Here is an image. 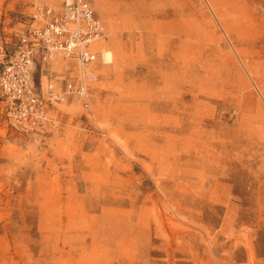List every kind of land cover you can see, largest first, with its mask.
Here are the masks:
<instances>
[{"label": "rangeland", "instance_id": "rangeland-1", "mask_svg": "<svg viewBox=\"0 0 264 264\" xmlns=\"http://www.w3.org/2000/svg\"><path fill=\"white\" fill-rule=\"evenodd\" d=\"M89 1L90 107L17 128L0 96V264H264V0ZM62 2L0 0V35ZM78 75L40 53L32 89Z\"/></svg>", "mask_w": 264, "mask_h": 264}, {"label": "built area", "instance_id": "built-area-1", "mask_svg": "<svg viewBox=\"0 0 264 264\" xmlns=\"http://www.w3.org/2000/svg\"><path fill=\"white\" fill-rule=\"evenodd\" d=\"M34 22L21 44L11 48L0 35V96L11 124L17 128L45 127L55 121L49 108L69 95L83 97L89 108L88 86L94 79L91 66L102 55L96 43L107 42L110 34L89 0H63L59 10L35 5ZM59 53L74 61L79 75L66 82L65 90L40 96L32 89V68L38 54Z\"/></svg>", "mask_w": 264, "mask_h": 264}, {"label": "bare ground", "instance_id": "bare-ground-1", "mask_svg": "<svg viewBox=\"0 0 264 264\" xmlns=\"http://www.w3.org/2000/svg\"><path fill=\"white\" fill-rule=\"evenodd\" d=\"M104 52V53H103ZM104 54V57H105V60L107 63H110L111 62V59H112V52L109 51V50H102V55Z\"/></svg>", "mask_w": 264, "mask_h": 264}]
</instances>
